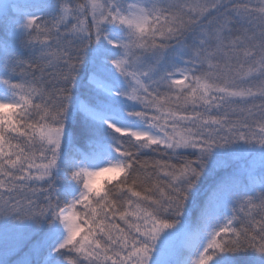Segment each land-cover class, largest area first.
<instances>
[{
  "label": "snow or ice",
  "instance_id": "obj_1",
  "mask_svg": "<svg viewBox=\"0 0 264 264\" xmlns=\"http://www.w3.org/2000/svg\"><path fill=\"white\" fill-rule=\"evenodd\" d=\"M0 264H264V0H0Z\"/></svg>",
  "mask_w": 264,
  "mask_h": 264
},
{
  "label": "rangeland",
  "instance_id": "obj_2",
  "mask_svg": "<svg viewBox=\"0 0 264 264\" xmlns=\"http://www.w3.org/2000/svg\"><path fill=\"white\" fill-rule=\"evenodd\" d=\"M17 2L23 3L24 0H17ZM19 257H15L14 259H18Z\"/></svg>",
  "mask_w": 264,
  "mask_h": 264
},
{
  "label": "trees",
  "instance_id": "obj_3",
  "mask_svg": "<svg viewBox=\"0 0 264 264\" xmlns=\"http://www.w3.org/2000/svg\"><path fill=\"white\" fill-rule=\"evenodd\" d=\"M15 257H13V259H14Z\"/></svg>",
  "mask_w": 264,
  "mask_h": 264
}]
</instances>
